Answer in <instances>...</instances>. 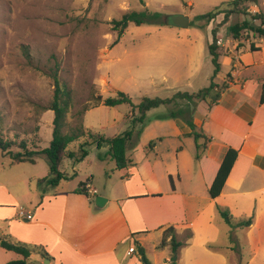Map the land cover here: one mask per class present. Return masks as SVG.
Returning a JSON list of instances; mask_svg holds the SVG:
<instances>
[{"label":"rangeland","instance_id":"374dc122","mask_svg":"<svg viewBox=\"0 0 264 264\" xmlns=\"http://www.w3.org/2000/svg\"><path fill=\"white\" fill-rule=\"evenodd\" d=\"M230 1L0 0V135L3 139L17 142L23 140L26 145L34 148L49 145L53 112L44 110V107H48L52 100L54 72L66 85L71 96L65 128L77 125L82 120L81 112L88 108L83 115L84 127L106 138L131 129L134 115L131 114L128 103L115 107H91L96 95L113 97L117 91H122L136 105L144 96L170 98L178 91L191 93L207 87L214 70L208 50V43L212 40L211 30L217 31L216 36L219 35L225 45L241 46L238 49L240 54L248 51V45H254L253 40L260 36L246 29L237 38H233L228 28L243 19H247L252 25H259L260 20L253 17L260 10L264 20L262 3H241V13L230 15L225 22L223 13L217 11L227 9ZM215 7L219 9L213 18L208 20L202 17ZM128 11L159 12L162 17L186 15L190 25L183 28L162 23L138 26L130 23L116 42L119 30H114L110 22ZM162 17L160 20L163 22ZM243 44L245 47H242ZM249 58L246 54L241 57L243 62H248ZM232 59L226 53L219 56L220 69L213 77V82L218 86L233 69ZM179 105L186 107L183 101ZM170 108L171 105H160L150 109L144 122L133 127L134 137L127 154L135 166L146 173L152 172L153 162L160 157L163 163L156 164L157 166L176 167L177 155L174 150L178 142L169 136L173 120L161 118ZM195 108L189 105L185 117L189 119ZM195 129L199 130L197 126ZM191 141L187 148L192 151L195 150V144ZM81 142L82 139L68 146L76 156L80 153ZM150 142L156 148L148 146ZM108 148V144H103L100 148L91 144L86 147V157L80 161L64 157L60 169L67 179L61 180L57 186L37 181L49 174L44 155L35 157L34 163H13L10 155L0 149V234L15 232L20 229L19 223H26L16 217L20 210H30L34 216L35 210L39 209L46 218H55L54 211L67 195L72 197L71 201L86 202L92 213L98 212L93 202L89 203L85 196L74 193L79 184L90 177L98 194H104L99 186L105 184L108 186V193H111L110 189L115 193L122 192L119 186L122 173L126 172L116 170L114 161L106 156ZM10 149L12 152L17 150L16 147ZM156 170L159 171V168ZM30 176L33 177L29 179ZM167 185L171 188L169 180ZM254 202L249 200L244 204H249L247 206L251 208L257 206ZM42 206H47L46 210H42ZM112 207H115V203L110 201L99 211ZM210 211L214 222L220 226L221 233L210 246L218 248L216 252L221 248V254L234 261L236 243L227 238L229 227L222 222L217 207L206 210L202 219L209 218ZM229 212L233 215L236 212L231 204ZM145 236L147 257L150 260L162 257L164 252L154 248V245L159 246L161 243L159 233L150 231ZM205 249L212 251L207 247ZM193 250L191 253L194 255H205L203 247L196 246ZM164 251L166 254L169 250ZM49 252H46L50 254L49 257L54 258L50 264L62 261L63 257L58 249H50ZM246 253L247 250L244 249L243 255ZM120 254L100 261L122 264ZM9 255L16 257L13 252L0 247V264ZM62 262L67 264L65 259ZM177 262L196 263L189 259Z\"/></svg>","mask_w":264,"mask_h":264},{"label":"crops","instance_id":"0c3cea01","mask_svg":"<svg viewBox=\"0 0 264 264\" xmlns=\"http://www.w3.org/2000/svg\"><path fill=\"white\" fill-rule=\"evenodd\" d=\"M257 2L264 7V0ZM227 45L219 48L229 55V59L234 57L233 69L220 84L225 83L226 86L216 102L209 105L200 101L192 115V122L199 129L196 130L203 135L197 140L199 144H204L198 158L196 141L188 135L190 127L181 119L169 118L173 120L169 136L178 142L174 150L177 155L175 169L157 166L163 160L156 157L158 160L153 162L152 172L146 173L136 167L128 156L130 166L120 170L126 172L121 176V193H115L113 189H110L111 193L106 192L108 186L105 184L99 186L104 194H98L91 183L92 177L86 180V195L74 193L85 196L89 203H94L96 195L106 197L104 205L111 201L115 207L99 211L104 206L99 208L94 205L98 212L92 213L86 202L71 201V196L67 195L54 211L56 215L53 219L46 218L39 209L35 210L34 216L30 210L26 211L32 215L30 220L20 219L16 214L19 221L26 223H19L20 229L9 232L10 237L14 241L42 245L46 252L56 248L67 264H111L100 260L115 258L120 254L118 252H121L122 264H142L135 247L140 244L147 257L145 234L157 231L162 239L164 230L173 227L172 234L177 240L185 242L180 247L185 249L179 248L172 253L169 245H154L155 249L164 253L153 260L147 257L150 264H170L172 261L178 264L177 261L186 259L196 261L195 264H264V103L260 102L264 83V41L260 47L254 44L255 50L248 45V51L243 53L250 57L248 62L241 59L243 54L238 50L241 46ZM191 140L195 144L192 151L187 148ZM151 147L156 148L153 144ZM229 149L236 151V158L221 193L211 198L208 189ZM170 177L171 188L167 185ZM93 190L95 193L91 194ZM249 200L255 201L257 206L249 208V204H244ZM230 204L236 209L235 215L229 212L234 221L251 219L247 227L231 228L220 217L229 227L227 238L236 243L234 261L221 254V248L216 252L218 248L210 246L217 241L220 233V226L214 222L211 211L209 218L202 219L206 210L216 206L217 211L225 207L229 211ZM46 207L41 209L46 210ZM172 234L168 233L167 240ZM196 246L203 247L205 255L191 253ZM130 247L134 248V252L128 253ZM206 247L212 251H207ZM164 249L169 251L165 254ZM244 249L247 250L246 255H243ZM174 254L176 260L173 259ZM15 258L18 255H9L3 264ZM33 258L43 259L38 254ZM52 260L53 257L49 259V264ZM62 261L58 264H64Z\"/></svg>","mask_w":264,"mask_h":264},{"label":"trees","instance_id":"16d2710c","mask_svg":"<svg viewBox=\"0 0 264 264\" xmlns=\"http://www.w3.org/2000/svg\"><path fill=\"white\" fill-rule=\"evenodd\" d=\"M253 3L256 4L257 0H231L229 2V7L225 10H218L219 7H215L213 10L206 12L202 17L210 20L216 14L223 13V20L226 22L229 19V16L234 13H241L239 8L241 3ZM228 4V3H227ZM161 14L159 12H138V11H128L122 14L120 18L112 19L111 25L114 30H119L116 42L120 40V37L124 34L130 23L134 25H142L146 23H162ZM260 20L259 25H252L247 19H243L241 22H236L229 26V32L233 38H237L241 31L250 30L256 32L260 36H264V20L261 14V11L258 10L256 17ZM190 25V24H189ZM216 30H211L212 40L208 43V50L211 56V62L214 65L213 75L211 77V82L207 87L201 88L194 92H181L178 91L173 94L170 98H151L144 96L138 104H133L130 97L122 92L117 91L116 95L113 97L104 98L102 95H96L94 103L91 107L98 105H105L110 107H115L122 103H128L131 106L132 110V127L124 131L121 134L113 136L111 138H106L103 135L92 133L89 129L85 128L83 125V115L88 108H84L82 113V120L73 127H66L65 119L66 115L71 107V96L66 85L62 83L57 76V73L54 72L52 75L53 78V96L52 100L48 107H44V110H51L53 112L52 120V138L49 142V145L44 148H34L30 145H26L25 141H15L3 139L0 135V149L9 154L13 163L29 162L34 163L35 157L39 155H44L47 161L49 174L45 177L38 178L39 183L47 182L50 185L57 186L61 180L67 179V176L61 171V163L64 157L74 158L75 161H80L84 159L87 155L86 147L91 144H96L97 147H101L103 144H108L109 148L106 152V156L111 158L115 163V168L117 170H124L130 166L131 160L127 155L128 146L131 144L134 137V128L137 124H142L145 120L146 113L153 108H156L160 105L172 106L169 112L161 118H173L183 120L191 129L189 136H193L196 141L197 153L196 157L200 156L199 150L204 148V144H199L197 142L198 138L203 136L196 129L195 125L192 122V116L188 119L185 117L188 112V106L191 105L196 107L197 103L200 101L207 102L209 105L216 102L219 98L220 92L225 88L226 84L218 86L213 82V77L217 75L220 69L219 56L221 55V50L216 45ZM251 50H255L254 45H250ZM180 101H183L186 104V107H183L180 104ZM260 102L264 103V83L262 84V91L260 96ZM136 111V112H135ZM80 113V115H81ZM82 139L80 143V153L75 155L74 152L68 149V146L74 141ZM148 146H152L150 142ZM12 147H16L17 150L12 152L10 151ZM236 158V151L229 149L225 154L220 167L215 175V178L210 185L208 192L211 198L217 197L222 190L224 182L230 172V169ZM170 183L172 179L170 177ZM75 192L80 194H87V182H81L79 187ZM220 217L223 221L228 224L231 228L235 227H247L251 223V219H244L239 221H234L232 215L228 210H222L218 208ZM173 227H169L164 230L160 247L169 245L172 253H176L178 249L185 245L184 241H179L175 237ZM168 233L172 234L170 239L167 240ZM189 234L187 235V238ZM0 247L4 250L10 251L18 255V258L7 261L5 264H44L40 260H35L33 258L34 254H39L41 258H48L49 255L46 253L42 245L27 244L19 241H14L9 234H0ZM136 254L139 258L140 263L150 264L149 260L146 257L145 249L137 244L135 247ZM170 264H176V261H172Z\"/></svg>","mask_w":264,"mask_h":264},{"label":"water","instance_id":"95a60500","mask_svg":"<svg viewBox=\"0 0 264 264\" xmlns=\"http://www.w3.org/2000/svg\"><path fill=\"white\" fill-rule=\"evenodd\" d=\"M162 20H163V23L166 25H175V26L183 27V28H187L190 24L189 17L186 15H180V14L179 15H164L162 17ZM93 201L96 207L101 208L107 202V199L103 196L96 195ZM173 259L176 260V255H174ZM43 263L47 264L49 263V260L44 258Z\"/></svg>","mask_w":264,"mask_h":264},{"label":"built area","instance_id":"2783aa9c","mask_svg":"<svg viewBox=\"0 0 264 264\" xmlns=\"http://www.w3.org/2000/svg\"><path fill=\"white\" fill-rule=\"evenodd\" d=\"M227 42H229L228 40H225ZM264 41V36H259L258 38L254 39L253 42H255L254 44L255 45H258L257 47H260L261 46V43ZM216 44L218 46H225V44L223 43V40L221 38H217L216 39ZM250 47V46H249ZM263 71H264V63H263ZM91 194L95 193V190L93 191H90ZM17 216L20 218V219H26V220H30L32 218V215L30 213H27L23 210H20L19 213L17 214ZM134 252V248L133 247H130L128 249V253H132Z\"/></svg>","mask_w":264,"mask_h":264}]
</instances>
